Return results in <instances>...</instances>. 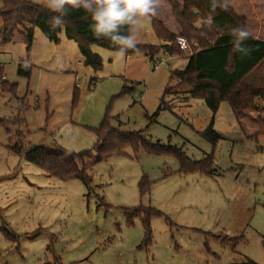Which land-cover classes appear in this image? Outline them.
Here are the masks:
<instances>
[{
	"label": "rangeland",
	"instance_id": "obj_1",
	"mask_svg": "<svg viewBox=\"0 0 264 264\" xmlns=\"http://www.w3.org/2000/svg\"><path fill=\"white\" fill-rule=\"evenodd\" d=\"M31 1L47 7L46 0ZM229 1L246 14L249 31L262 28L264 0H251L250 6L244 0ZM258 34L264 37V31ZM59 37L58 44L51 43L35 28L29 54L20 31L10 43L0 40L5 79L17 85L15 94L0 87V120L15 119L22 105L28 106L19 116L24 122L8 126L7 132L0 128V264H47L56 259L60 264H244L248 259L264 264L262 100H257L259 110L243 118H237L227 102L214 116L203 99H190L187 85L170 81L171 71L187 66L189 50L185 56L161 52L153 61L144 54L121 59L117 51L92 45L102 60L94 71L81 63L74 41L64 32ZM163 43L151 21H145L137 45ZM19 64L30 71L29 77L19 75ZM131 83L136 84L134 90L120 95ZM171 86L165 100L173 110L151 121ZM105 115L118 118L112 121L115 127L143 131L150 142L181 148L192 160L213 152L214 175H184L178 159L169 155L113 157L93 167L95 190L88 197L80 181L47 176L8 149L9 138L21 131L28 147L90 150L97 142L92 129ZM212 121L220 135L215 147L201 135ZM142 178L153 183L143 197ZM99 197L110 208L101 206ZM139 206L153 207L170 219H152L148 247L141 246V222L128 225L123 210ZM241 235L235 248L223 242Z\"/></svg>",
	"mask_w": 264,
	"mask_h": 264
},
{
	"label": "trees",
	"instance_id": "obj_2",
	"mask_svg": "<svg viewBox=\"0 0 264 264\" xmlns=\"http://www.w3.org/2000/svg\"><path fill=\"white\" fill-rule=\"evenodd\" d=\"M172 7L173 17L178 24L181 34L171 33L161 22L151 19V26L155 36L164 42L161 46L137 45L136 50L126 51V55L144 54L153 60L159 53H167L170 56H185L187 50L178 45V39L183 38L190 48L191 55H187L188 64L183 70L171 71L170 81L177 85H187L190 99H203L206 106L215 116L222 102H227L237 118H243L248 113L259 110L257 100H264V74L260 73L264 68V40L248 36L240 44L247 52L236 50L237 37L232 34V29L245 31L246 18L238 16L234 9L221 0H167ZM0 20L4 28L0 32L2 44L12 42L16 32H21L26 44V52L29 54L33 46L34 30H41L45 38L51 43L60 42V33L64 32L67 39L74 41L79 48L83 59V65L94 71L102 67L101 57L91 50L92 45H98L110 51H117L118 46L113 45L107 38H97L93 32V20L91 14L83 9H68V15L64 17L61 26H53V18L58 13L49 8L34 4L28 0H0ZM222 5H226L225 11ZM210 21V23H209ZM127 34V28L122 30ZM19 75L30 76V71H25L23 65L18 66ZM135 83L124 86L120 95L129 94L134 90ZM176 85V86H177ZM0 87L4 93L15 94L17 85L10 84L4 75L3 66L0 64ZM172 86L167 87L160 100L159 107L151 121L162 111H172L173 107L167 103L165 96L172 92ZM27 104L20 108L19 116L27 108ZM264 109V107L262 106ZM19 116L12 120H0V128L8 130V126L17 125ZM112 118L105 115L101 125L92 129L97 137V142L90 150L80 153H67L61 147H28L26 136L16 132L15 138H9L8 149L15 155L23 157L25 161L38 167L47 176L67 182L80 181L88 191V197L94 194L93 167L102 162H107L113 157L131 156L138 159L142 152L152 155H169L179 161V172L184 175L200 174L212 176L215 173L213 167V152L202 160H192L185 155L181 148L150 142L143 131L127 132L112 124ZM23 121L24 120H20ZM206 141L216 146L220 135L213 130V121L209 127L201 133ZM128 150L130 153H128ZM96 155L95 160H90ZM153 183L147 178H142L139 183V193L143 197L150 193ZM98 197V195H96ZM101 206L110 208L99 197ZM128 225H133L138 219L143 227L144 238L141 246L148 247L152 241L151 221L154 217H164L159 210L153 207H133L123 209ZM5 231V228H4ZM8 238L16 240L15 235L6 234ZM210 235V234H209ZM211 236V235H210ZM213 237V236H212ZM244 236L224 239L235 246ZM217 239V238H216ZM60 264L59 259L54 263ZM244 264H256L247 260Z\"/></svg>",
	"mask_w": 264,
	"mask_h": 264
},
{
	"label": "clouds",
	"instance_id": "obj_3",
	"mask_svg": "<svg viewBox=\"0 0 264 264\" xmlns=\"http://www.w3.org/2000/svg\"><path fill=\"white\" fill-rule=\"evenodd\" d=\"M161 0H46V6L58 13L53 18V26L64 23L68 9H83L91 14L93 32L97 38H107L113 45L118 46V56L123 59L126 51L137 49V40L145 21H151L156 16ZM213 0V8H215ZM227 10L226 5H222ZM210 23V21H209ZM127 28V34L122 30ZM237 37L235 48L247 52L240 44L248 37L241 29H232Z\"/></svg>",
	"mask_w": 264,
	"mask_h": 264
},
{
	"label": "crops",
	"instance_id": "obj_4",
	"mask_svg": "<svg viewBox=\"0 0 264 264\" xmlns=\"http://www.w3.org/2000/svg\"><path fill=\"white\" fill-rule=\"evenodd\" d=\"M28 1H31V0H28ZM223 3H225V4H227V5H229V6H231L233 9H234V11H235V13L238 15V16H240V17H244V18H246V20H247V22H246V24H248V22H249V19H248V17L246 16V14L243 12V10H241V9H239V7L238 6H236V5H234L235 3H233V2H231V1H229V0H221ZM244 1H248V3H249V6L250 5H252V2H251V0H244ZM32 2V1H31ZM35 3V2H34ZM35 4H37V5H40V4H38V3H35ZM40 6H42V5H40ZM44 7V6H43ZM47 8V7H46ZM252 8L253 9H255V6H252ZM253 11V10H252ZM253 13H256V12H253ZM154 19H156L157 21H159V22H161V23H163V24H165V26H166V28L171 32V33H173V34H179V32H178V30H180V28L178 27V25L175 23V20H174V17H173V12H172V7H171V5L168 3V1L167 0H161V2H160V5L158 6V8H157V14H156V16H154L153 17ZM263 23H264V21H262ZM170 23V24H169ZM171 23H173V25H174V29H176V30H171V29H173L172 28V26H171ZM263 23H262V28L259 30V29H257L256 31H254V30H250L249 31V26L248 25H246L247 27H246V32L248 33V36H250V37H253V38H255V39H259V40H264V37H261V35H259L258 33L260 32V34L264 31V26H263ZM169 26H171V29L169 28ZM2 30H0V32H1ZM164 44V43H163ZM158 46V45H157ZM160 46V45H159ZM163 53V52H162ZM161 54V53H160ZM164 54V53H163ZM166 54V53H165ZM127 57L128 56H131V55H126ZM156 58H158V57H155L154 59H156ZM154 59H153V61H154ZM157 62V61H156ZM81 63H83V59L81 60ZM248 260H251V259H248ZM251 261H253V260H251ZM253 262H255V261H253ZM256 263V262H255ZM257 264V263H256Z\"/></svg>",
	"mask_w": 264,
	"mask_h": 264
},
{
	"label": "built area",
	"instance_id": "obj_5",
	"mask_svg": "<svg viewBox=\"0 0 264 264\" xmlns=\"http://www.w3.org/2000/svg\"><path fill=\"white\" fill-rule=\"evenodd\" d=\"M178 45L180 46L181 49L190 51V48H189L188 44L186 43V41L183 38H179L178 39ZM261 105L264 107V100L261 101Z\"/></svg>",
	"mask_w": 264,
	"mask_h": 264
}]
</instances>
